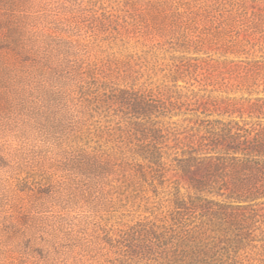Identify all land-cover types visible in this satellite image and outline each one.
Listing matches in <instances>:
<instances>
[{
	"label": "rangeland",
	"instance_id": "1",
	"mask_svg": "<svg viewBox=\"0 0 264 264\" xmlns=\"http://www.w3.org/2000/svg\"><path fill=\"white\" fill-rule=\"evenodd\" d=\"M140 97L264 137V0H0V264H177L201 220L171 225L179 177L123 157ZM257 220L249 247L207 262L264 264Z\"/></svg>",
	"mask_w": 264,
	"mask_h": 264
},
{
	"label": "trees",
	"instance_id": "2",
	"mask_svg": "<svg viewBox=\"0 0 264 264\" xmlns=\"http://www.w3.org/2000/svg\"><path fill=\"white\" fill-rule=\"evenodd\" d=\"M194 93L198 97L195 115L199 116L198 112L209 110V101ZM130 106L136 115L133 127L139 142L124 150L123 157L136 160L142 170L157 172L159 178L165 176L162 167L171 168L179 177L170 193L171 225L182 224V230L195 218L201 220L174 243L178 250L170 262L212 264L207 260L216 257L221 242L227 250L231 246L238 250L249 247L257 218L264 215V137L248 126L247 120L244 124L207 117L172 121L174 117H165L166 112L175 110L176 104L170 100L140 97L132 99ZM181 182L187 193L181 191ZM162 221L150 220V231L159 243L168 245L172 236ZM208 231L215 233L214 240L208 241ZM231 232L239 234L232 237Z\"/></svg>",
	"mask_w": 264,
	"mask_h": 264
}]
</instances>
